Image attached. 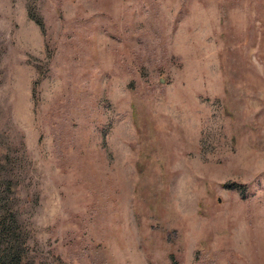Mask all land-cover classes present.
Here are the masks:
<instances>
[{
  "label": "rangeland",
  "instance_id": "374dc122",
  "mask_svg": "<svg viewBox=\"0 0 264 264\" xmlns=\"http://www.w3.org/2000/svg\"><path fill=\"white\" fill-rule=\"evenodd\" d=\"M8 176L44 264H264V0H0Z\"/></svg>",
  "mask_w": 264,
  "mask_h": 264
},
{
  "label": "trees",
  "instance_id": "16d2710c",
  "mask_svg": "<svg viewBox=\"0 0 264 264\" xmlns=\"http://www.w3.org/2000/svg\"><path fill=\"white\" fill-rule=\"evenodd\" d=\"M15 185L10 176L5 178L4 184L0 183V264H44L41 258L25 250L27 241L23 238L18 210L6 203V193L13 194Z\"/></svg>",
  "mask_w": 264,
  "mask_h": 264
}]
</instances>
